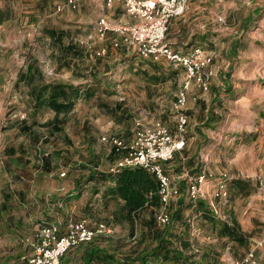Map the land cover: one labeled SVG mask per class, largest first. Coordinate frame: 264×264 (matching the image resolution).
Wrapping results in <instances>:
<instances>
[{"label": "crops", "instance_id": "1", "mask_svg": "<svg viewBox=\"0 0 264 264\" xmlns=\"http://www.w3.org/2000/svg\"><path fill=\"white\" fill-rule=\"evenodd\" d=\"M91 2L101 10L96 21L105 18L111 29L138 22L126 12L123 3L116 2L107 7L102 0ZM108 36L109 42L120 39L113 31ZM165 43L182 54L201 48L214 57L211 66L214 77L209 90L202 91L193 85L188 91L186 146L165 164L166 172L182 191L181 197L175 201H186L182 207L176 202L175 209L183 213L179 221L173 217L174 233L177 237L183 236L184 223L190 226L187 234L192 246L187 255L192 256L189 260L192 264L201 263L194 261L195 251L205 255L217 253V249L209 245L195 247L198 232L194 227L195 220L206 229L214 228L204 218V212L197 210V201L187 198L186 183L179 178L186 172L193 175L205 173L209 178L226 173L229 176L228 199L208 196L201 200L205 202L204 206L209 207L206 209L208 215H214L219 222L230 227L238 226L236 231L244 237L246 250L238 254L234 248L240 243L228 237L221 238L218 229H214V236L219 241L228 242L225 249L232 251L229 263L254 251L258 264H264V190L259 187V177H264V0H192L185 15L171 21ZM120 47L134 52L124 44ZM134 61L132 66L129 65L133 72L164 73L169 80L174 79L171 85L176 91L182 90L186 79L183 68L166 59L154 62L137 55ZM135 65L138 68H134ZM162 123L176 134L177 125L173 131ZM135 130L136 127L129 138L91 132L83 140L88 149L85 157L89 160L85 166L68 170L69 176L62 185L56 186L53 181L55 193L46 191L44 185L34 180L26 190L12 184L1 190L0 264H24L23 257L31 252L26 241L35 239L42 227L51 223L60 225L61 234L66 233L71 222L82 219L89 220L93 226L106 222L115 225L116 229H128L130 232L129 210L124 201L112 196L116 182L108 174L109 161L114 163L119 155L112 153L111 146L104 143L103 150H97L93 142H98L103 136H112L129 143ZM37 173L44 172L39 170ZM211 188L209 184L206 188L208 193ZM247 201L250 224L244 226L238 213L240 205ZM171 206L172 203V213ZM187 210L191 212L189 216H185ZM149 211L143 209L136 214L135 227L138 221L145 225L149 223L151 219L146 215ZM102 237L71 249L62 264H116L113 260L110 263L102 260L105 254H116L114 237L107 240L111 243L109 245L101 243ZM176 247L182 250L181 246Z\"/></svg>", "mask_w": 264, "mask_h": 264}, {"label": "rangeland", "instance_id": "2", "mask_svg": "<svg viewBox=\"0 0 264 264\" xmlns=\"http://www.w3.org/2000/svg\"><path fill=\"white\" fill-rule=\"evenodd\" d=\"M76 1L77 10L68 6V0H0V9L12 14L0 25V192L10 184L26 190L34 180L55 193L53 181L62 185L68 170L86 165L88 149L83 140L93 131L96 135L129 138L137 123L148 128L157 122L175 131L174 104L181 91L171 85L174 79L169 80L164 73L133 72L129 65L137 55L126 47L115 48L114 40L108 41V33L100 37L96 19L101 10L90 0ZM52 31L56 36L62 33L60 40L51 35ZM70 46L74 49L69 50ZM29 67L41 72L47 83L71 84L95 94L91 99H79L61 133L52 127L55 113L46 109L36 114L29 86L19 81L20 72L26 73ZM93 146L103 150L102 137ZM108 164L111 166L113 160ZM39 170L44 173L39 175ZM176 202H172V209ZM247 204L240 205L238 213L244 226L250 224ZM147 213L151 219L153 213ZM190 214L185 211V216ZM147 227L138 221L132 237L128 229L113 225V233L103 236L101 243L109 245L107 240L114 237L113 245L121 250L114 256L126 262L133 260L143 248L137 242ZM194 227L198 230L195 247L217 249L220 264H228L232 257V251L225 249L228 242L219 241L214 229H206L196 220ZM144 241L147 250L154 245L149 237ZM234 249L239 254L246 246L238 244ZM195 255V262L204 260L205 253L195 251Z\"/></svg>", "mask_w": 264, "mask_h": 264}, {"label": "built area", "instance_id": "3", "mask_svg": "<svg viewBox=\"0 0 264 264\" xmlns=\"http://www.w3.org/2000/svg\"><path fill=\"white\" fill-rule=\"evenodd\" d=\"M102 1L107 7H111L116 2L123 3L126 12L138 22L111 29L108 21L102 18L98 23L101 38H105L107 33L113 31L120 37L114 42L115 48L124 44L142 59L154 62L166 59L185 70L186 79L174 104L177 120L175 135L162 122H157L153 128L148 129L137 123L134 138L129 143L112 136L102 137V142L110 145L119 155L109 167L108 174L118 176L126 169L143 168L154 176L162 205L155 214V224L158 229H164L172 223L170 211L172 201L178 200L182 195L181 188L175 185L174 179L166 172L165 164L172 161L176 153L186 146L189 124L186 114L188 91L193 85L202 91L209 90L214 77L211 68L214 57L201 48L182 54L165 43L171 21L184 16L192 0ZM67 4L73 10L78 9L76 0H68ZM101 54L105 55L106 50ZM62 176L65 174L63 173ZM179 180L186 183V196L190 201L207 199L208 196L213 199L229 197V176L226 173L209 178L205 173L193 175L186 172ZM209 184L212 188L208 193L206 188ZM259 187L264 190V177H259ZM113 231V224L101 222L93 226L87 219L71 222L65 234H61L60 225L57 223L45 225L35 239L26 241L31 247V252L23 257V262L24 264H62L64 256L71 249L91 243L99 236L111 235ZM229 264H258V262L255 252L252 251L241 260Z\"/></svg>", "mask_w": 264, "mask_h": 264}, {"label": "trees", "instance_id": "4", "mask_svg": "<svg viewBox=\"0 0 264 264\" xmlns=\"http://www.w3.org/2000/svg\"><path fill=\"white\" fill-rule=\"evenodd\" d=\"M11 15L10 11L0 9V25L9 21ZM50 33L55 36L56 39L60 40L62 33L57 34V36L54 31ZM73 49V46L69 47V50ZM19 81L29 86V93L33 100V109L36 114L46 109L52 110L55 113L52 127L57 134L62 132V125L67 123V118L73 112L79 99L82 97L91 99L95 95L93 91L88 89L82 91L71 84L47 83L43 74L31 67L28 68L26 73L20 72ZM24 130L28 132L29 127L25 126ZM113 152L115 153L114 150L112 153ZM47 164L49 163L47 162L46 165ZM110 176H112L111 178L116 182L112 196L124 201L125 206L129 210V216L131 217L130 236L133 237L136 233L135 219L139 211L149 209L153 213V216L147 224L146 233L142 235L140 242H137L143 248L135 254L133 260H128L126 262L124 259L120 260L117 258L119 260V262H117L115 256L105 254L102 258L103 262L110 263V261L113 260L116 264H157L158 262L160 264H192L189 261L192 256L187 255V251H189L192 246L189 235L187 234L190 230V226L186 225V222L184 223L185 233L183 236L177 237L174 233L175 227H173V217H175V220L179 221L182 218L183 212L181 210L172 209L171 225L164 229H158L156 227L155 214L161 209L162 205L158 194V184L154 176L143 168L126 169L118 176ZM185 203V199H181L177 202V205L182 207L185 206ZM204 205L205 202L201 199L196 202L197 210L204 212V218L211 223L214 229H218V235L221 238L228 237L232 241H236L240 244L244 243V237L236 231V227L238 228L237 225L230 227L224 222H219L214 215L207 214L206 209H209V207ZM148 237L151 238V243L154 245H151L152 248L147 250L144 240ZM178 245L181 246L182 250L177 249L176 246ZM115 249L117 250L116 253L121 251L119 245H115ZM203 259L204 260H202L200 264H207V262L208 264H218L220 260L219 255H212L211 252L204 255Z\"/></svg>", "mask_w": 264, "mask_h": 264}]
</instances>
